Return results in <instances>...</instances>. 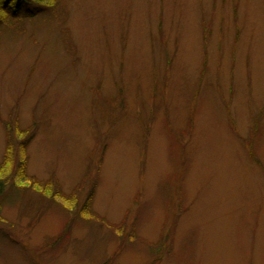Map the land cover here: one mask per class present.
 Segmentation results:
<instances>
[{
    "label": "rangeland",
    "instance_id": "374dc122",
    "mask_svg": "<svg viewBox=\"0 0 264 264\" xmlns=\"http://www.w3.org/2000/svg\"><path fill=\"white\" fill-rule=\"evenodd\" d=\"M57 6L0 27V164L33 128L35 180L0 264H264V0Z\"/></svg>",
    "mask_w": 264,
    "mask_h": 264
},
{
    "label": "trees",
    "instance_id": "16d2710c",
    "mask_svg": "<svg viewBox=\"0 0 264 264\" xmlns=\"http://www.w3.org/2000/svg\"><path fill=\"white\" fill-rule=\"evenodd\" d=\"M58 1L59 0H0V27L4 26L7 29L20 30L19 25L23 20L36 18L40 15L42 10L47 9L49 11H54L55 8L58 7ZM25 8H27L28 11L23 12ZM6 129L8 131V138L12 139L13 137L15 140L17 139V143L15 149L13 146L15 144L14 142L13 145L9 144L8 154L10 156L5 162L0 164V198L4 197V187H19L24 184L28 186L32 184V181H35L29 178L26 173L27 147L31 144L33 139V128L23 130L18 127L16 130H13L11 125L8 124ZM35 183L37 184L34 186L36 191L38 190L43 195H48L49 197L50 195L53 196V189L50 183ZM1 207L2 204H0V211ZM84 211L87 212V210Z\"/></svg>",
    "mask_w": 264,
    "mask_h": 264
}]
</instances>
